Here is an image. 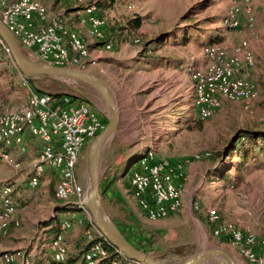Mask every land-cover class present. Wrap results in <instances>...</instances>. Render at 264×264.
Segmentation results:
<instances>
[{
    "label": "rangeland",
    "instance_id": "374dc122",
    "mask_svg": "<svg viewBox=\"0 0 264 264\" xmlns=\"http://www.w3.org/2000/svg\"><path fill=\"white\" fill-rule=\"evenodd\" d=\"M41 1L44 2L45 0ZM81 1L83 3V0ZM87 1L89 2V0H86V2ZM94 1L95 0L92 2ZM56 3H58L59 7L62 9L65 6L67 7L66 2L56 1ZM37 4L43 6L47 13V8L44 4ZM87 5H90L88 8H96L93 3ZM242 10V7L234 4L233 0H121L114 5L111 11H107L103 14L102 17L104 18L105 23L96 10L97 15L100 17L97 18L100 21L102 20L101 23H103L104 27L105 24L107 27H122L125 26L128 20L133 19L134 17H140L143 32H147V34L149 32L152 35V38L164 33L174 32L176 36L175 43L169 39L160 47L161 49L159 51L156 53H148L142 59L143 63H150L152 69L160 67L165 72H167L168 69L171 71L174 70L176 74L175 79L173 80L174 83L178 81L179 78L184 80V83H180L182 84V87H180L179 84H174V87L168 89L164 86L166 85L165 81H168L166 80L168 76L160 74L158 76V80H160L159 83L154 82L148 89H146L147 85L144 87L141 86L143 80H141V78L138 79L134 83L139 87V90L145 89L143 93H141L142 96L155 95V99L149 101L144 110L140 112L126 109V107H133L135 105L134 102H132L133 100L129 102L119 101L117 103L112 90L107 86L117 109H119V123L115 133L103 144V155L106 154L107 146L111 145L112 148H114L112 155H119L123 158L126 157L132 159L142 154L141 157H146L149 154L154 157L155 161L165 160L173 164L183 165L184 162L182 160L185 159L186 156H192L191 159L195 162L200 160H210L219 164L217 169L229 166L232 167L233 170L236 169V167L237 169L242 170L244 168L242 164L249 163L252 158L246 159L242 162L244 159L242 157L243 155L241 156L238 152H232L228 157L222 154L226 149L229 140L238 130L259 129L264 126L262 122L264 120V8L262 4L257 1L252 5L251 16H246ZM230 11H233L234 15V20L232 19L233 24H235L234 27H229V24L224 23L225 20L229 18ZM48 13L50 18L55 19L51 21H57L58 19V22L66 26L61 19V16L53 13V11H49ZM76 15L78 18L81 17V13ZM83 23H85V25L81 24L86 26L87 23L85 19H83ZM88 29L89 25L87 27V32ZM69 32L74 35L73 32ZM210 37L214 40L218 39V41H215V44L219 46L220 53L224 57H229L232 54V50L241 43H247L246 45L248 49L254 56V64L253 67L245 68L241 73V77L256 86L257 95L247 103L223 102V112L210 119H201L193 109V107L195 108L193 90V107H191L192 96L191 92H187V86L189 85L187 81L190 77L192 83L191 86H193V70L202 69L201 67L205 65V61L208 63L209 56L204 53V48L208 47L206 45L211 44L208 42ZM125 39L127 41V46L133 50H138L140 48L141 51L146 38L144 33H139L137 30L128 33L126 32ZM0 43L2 44L1 41ZM98 44H101L103 49L109 51L112 47L110 43H107L108 47H105L104 43ZM19 48L26 59L34 63H40L32 52L21 47ZM113 49H115V47L112 48V50ZM99 51L103 50L99 49ZM138 55H141V53ZM87 59L84 60L85 62L82 63L78 69L100 79L103 75L102 67H100L95 60H91L89 64L86 63ZM31 79L33 80L30 84L28 79L17 69L10 54H5L0 45V114L20 110L25 105H20L23 103V98H26L27 91L25 89L27 86H30L35 91L44 94L59 96L67 95L85 101V103L90 105V107L100 116L104 125L103 130L106 128L110 119V114L103 99L93 88L69 79H59L48 76ZM145 84L146 83L144 82V85ZM179 87L180 89L178 90ZM133 90L130 86H127L126 91L128 93L126 94L128 96L131 95V91ZM139 99L144 102L147 100V97ZM136 105L141 106V103ZM134 118H141L149 124V128L145 129L148 131V134H139V127H135V123H138V121L137 119L135 121ZM25 142L28 147V153H20V158H16V161L21 163L19 169H14L12 166L9 167L10 165L7 166L6 164L0 163V193L3 192L5 186L13 185L11 197L13 195L12 198H17L19 201L27 198L30 202V207L37 209L38 206L39 208L44 206L47 207L46 210H50L54 204H57L58 208L62 207L63 204H70L65 202L62 203L60 201L58 202L54 199L53 192L57 177L53 174V170H45L46 167L42 168L40 174L45 170V172L42 173V176H44L42 182V176L39 177L36 175V177L38 176V182L40 181V186L41 183H43L41 188H39V184V187L37 186L36 188H31L28 185L27 180L31 179L29 176L32 177L35 175L33 172L34 169L32 168V174L29 169L32 166L33 160L36 159L39 154V144L36 145V142L32 143L35 146L31 148L28 144L29 141L26 140V138ZM83 149L76 168L73 201H80V199H82L83 191L87 207V196L91 192L88 145L87 148ZM221 154L222 158H220ZM255 154L256 155L253 156V159H264V156L257 153ZM195 157H199V159H196ZM34 164H36V161ZM136 164L137 163L134 162L129 167L128 171L133 170L132 168H134ZM236 164L238 166H236ZM102 166L103 164L100 163V194L103 190V185H106L104 184L106 182L102 179L104 175ZM179 174L176 183L181 186L183 191V168ZM229 182L225 183L230 184ZM37 189H39L38 192H44L42 195H44L45 198H33ZM130 191L137 204L136 196L131 188ZM126 195H130L129 191H126ZM101 200L106 219L112 222L127 240L130 239V241L136 244V247L139 250L163 264H184L188 257L211 249H223L227 251L238 264H245L238 251L237 253L234 249L231 250L227 246H221L217 241H210V239L216 240V238L211 232V227L209 230L203 227V220L198 212L205 211L208 217V211L211 208L206 209L198 200H191L190 206L191 213L193 214H185L182 219L184 222L176 225H158L157 223L160 221H152L149 219L141 224L140 221L136 220L137 218L135 219V217H131V220L118 218V222H115L114 217H120V210H130L129 208L131 207L127 204V200L123 199L124 202H122V204L118 202L120 204L119 210L108 205L102 196ZM12 201L15 204V200L12 199ZM196 206L197 209L195 208ZM137 207L138 205L134 208L137 209ZM78 210L79 211H76L77 213H83L81 216H83L84 221H90L92 226L97 228L93 223L88 209L87 213L80 209ZM71 212L74 213V211H65L69 216L67 220L62 222L70 221V226L64 230L65 232L71 230L72 226L74 227V221L77 223V226H84V221L81 224L80 220L82 219H77V217ZM76 220L78 222H76ZM18 222L19 226L15 227L11 225L10 227L19 228L20 221L18 220ZM231 224L238 227L234 223ZM10 227L4 235L8 233ZM240 229L244 230L242 228ZM58 233H61L60 230ZM61 237L64 240L63 235H61ZM64 245H66V243ZM65 247H67V245ZM17 251H23L27 256V253L24 250ZM72 254H74V247H72L70 255ZM131 262L136 263L133 261ZM203 264L227 263L221 259H210Z\"/></svg>",
    "mask_w": 264,
    "mask_h": 264
},
{
    "label": "crops",
    "instance_id": "0c3cea01",
    "mask_svg": "<svg viewBox=\"0 0 264 264\" xmlns=\"http://www.w3.org/2000/svg\"><path fill=\"white\" fill-rule=\"evenodd\" d=\"M32 1L36 3H40L42 5L44 4L47 8V13L49 11H53V13L57 14L58 16H61V19L63 20L64 24L67 26L68 30L73 32L74 35L80 37L82 40H84V42H86L90 55L88 56L89 58L87 59L86 63L89 64L91 60H95L97 64L100 67H102L103 75L100 77V79L112 90V93L117 103L119 101L129 102L133 100L132 102H134L135 105L133 107H126L127 110H133L138 112L143 111L147 103L152 99H155V95L142 96L141 93H143L145 89L139 90L138 89L139 87H137L136 83H134L140 78L141 80H143L141 86L144 87L147 85L146 89H148L151 86V84L154 82L159 83L160 80H158V76L160 74H165L166 76H168V78L166 79L168 81H165L166 85H164L168 89L174 87V84L175 85L179 84V86L182 87V84H180L181 82L184 83V80H182V78L181 79L179 78V80L176 81L175 83L173 82L176 75L174 70L171 71L170 69H168L167 72H165L160 67L152 69L150 64L143 63V59L141 55H138L141 52L140 48L138 50H133L132 48L127 46L126 40L120 42L119 45L115 46V49L113 50L112 48H114V46L111 47L110 51L103 49L102 46H100L101 48L99 46L97 47L98 43H96V41L89 38L87 34L88 25L87 24L86 26L82 25V24L85 25V23H83L84 18H82V16L78 18V16L76 15L81 13L82 8H88L90 5H92V4L90 5L87 4H89L93 0H89V2L87 1L88 3L86 2V0H83V3L82 1L78 2L77 0H45L44 2H42L41 0H32ZM56 1L66 2L67 7L65 6L63 9L60 8L59 4L56 3ZM48 20L51 21L55 19L50 18L48 13ZM142 29L143 27H140V29H138V32L144 33L146 38L145 42L151 40L152 35L149 32L148 34L147 32H143ZM123 38H125V36H123ZM99 49L103 51H99ZM206 64L207 63L205 61V65ZM144 82L146 83L145 85ZM187 83L189 84L187 86L188 89L187 92L188 93L191 92V96H192L191 107H193V94H192V86H191L192 83L190 77L188 78ZM127 86L128 87L130 86L132 90L134 88V90L131 91V95L129 96L126 94L128 93L126 91ZM180 87L178 88V90L180 89ZM143 97H147V100H145L144 102L143 100L139 99ZM25 103H26V98L24 97L23 103L20 105H23ZM138 103H141V106H137L136 104ZM222 108L223 106L216 113V115L223 112ZM193 109L194 112H196L194 107ZM134 119L136 121L137 118ZM137 121L138 123L137 122L135 123V127L136 128L139 127V131H138L139 134L142 135L148 134V131H146L145 129L149 128V124L146 123L141 118L137 119ZM26 136H31V135L27 131L22 129V131L19 134V138H20L19 142L14 143L13 146H11L9 149L7 148L3 149L4 152L9 153L12 161L18 162L16 161V158H20L21 154L28 153V147L24 142V138ZM28 144L31 146V148L35 146L30 142ZM38 144H39L38 148L40 153L41 144L37 142L36 145ZM107 147L108 148L106 150L105 155H103L104 148L102 147L101 156H100V163L103 164L102 166L104 170L103 172L107 171L108 169L111 172L117 171L118 177L110 186L105 187V185H103V190H102L103 199L108 205H110L112 208L115 207L117 210H119L120 207L119 203L122 204V202H124L123 199L127 200V204L130 205L131 207L129 208L130 210L126 209L119 211L121 215H119L120 217L118 216L114 217L115 222H118L117 221L118 218L131 220V217H135V219L137 218L136 219L137 221H140V223L143 224L142 222L145 223V221L148 219L143 215V213H141L138 207L137 209L134 208L138 205V202L136 204L135 200L133 199L130 191L131 187H129L130 185L128 184L129 174L131 171L133 172V170L128 171L129 167L134 162L137 163V159L140 158L143 154L132 159L126 157L123 158L119 155L118 156L114 155L115 156L114 157L112 155L114 148H112L111 145ZM157 156L160 157L159 155ZM191 157L192 156H186L185 159L182 160L184 162L183 164L184 180L182 184L183 191L180 194L181 207L179 211H177V213L175 214L170 215V217L169 218L167 217V219L165 218L163 220L162 219L158 220V222L159 221L160 222L157 224L176 225V224H180L181 222H184L182 221V219L184 218L185 214H189V215L193 214L191 213L192 211H191L190 203L191 200L194 199V200H198L201 203V205L206 209L211 208L210 210H212L213 208V210L217 212L219 222L224 221V222L234 223L238 227L244 230H248L253 234H255L257 236L256 238H258L259 240H264V159H251L248 164L247 163L242 164L244 166L242 170L237 169V167L234 170L232 169L231 178L229 182L230 184H226L221 179L213 177L210 174L211 171L217 169L219 165L217 162H212L210 160H200L195 162L193 161V159H191ZM151 160L155 161L153 156ZM35 161L36 159L33 160L32 166L29 169L31 174ZM0 163L9 166L4 161L0 160ZM18 163L20 164L19 166H21V163L20 162ZM45 170H52V169L46 167ZM54 172L56 174L58 181L57 173L56 171ZM42 175L43 174H41L40 176ZM32 177L29 176V178ZM42 179H44V176L41 177V182ZM42 184L43 183H41L40 186V181H39L40 187L39 186L38 187L41 188ZM11 186L13 187V185ZM38 190L39 189H37V191L35 192L33 198L34 199L45 198V196L42 195L44 192H38ZM126 191L127 192L129 191L131 195L129 196L131 199L129 198V196L126 195ZM135 196L137 200V195L135 194ZM128 198L130 199V201ZM12 199L15 200V206H16L15 219L16 220L18 219L20 221V227L19 228L10 227L6 235L0 236V254L4 252L11 253L12 251L17 252V250H24L27 253L28 257L25 255L23 251L21 252H23L29 264H53L52 254H54V248L51 247L52 246L51 241L58 234L63 235L64 238L63 243L65 241L67 245V247H65L66 252H67V248L69 247L68 248L69 256L72 252V247H74V254L77 252L76 247L81 245L80 241L83 237L82 226H77V223H75L74 221L73 224L74 227L72 226L71 230L67 232L62 230L60 228V225L62 221L68 219L69 214L65 212H60L58 210L57 204H54L50 210H46L47 207L44 206H41L42 208H39L38 206V209L30 207L29 205L30 202L27 198H24L21 201H19L17 198H12ZM82 214H83L82 212L80 213L76 212L73 215H75L77 219L81 218L82 220L80 221L82 223V221H84L83 216H81ZM198 214L203 220V225H204L203 227L207 228L208 230L210 229V227L212 229V225L205 211L202 212L200 211L198 212ZM76 222L78 221L76 220ZM59 230L61 233H58ZM215 238L216 240L210 239V241L211 242L217 241V243H220L221 246H227L231 250L234 249L236 250V252L238 251L230 244V242L225 237L221 238L215 236ZM257 252L258 254L264 257V246H258ZM245 264L247 263L245 262Z\"/></svg>",
    "mask_w": 264,
    "mask_h": 264
},
{
    "label": "built area",
    "instance_id": "2783aa9c",
    "mask_svg": "<svg viewBox=\"0 0 264 264\" xmlns=\"http://www.w3.org/2000/svg\"><path fill=\"white\" fill-rule=\"evenodd\" d=\"M27 1L29 0H0V21L11 32L18 46L32 52L40 63L57 68L78 69V63L85 61L77 59L76 51L68 50L63 43L58 19L57 22H46V17H36L32 10L27 9ZM81 16L89 26L95 27V30H102V37L105 39V27L98 25L95 9L82 8ZM77 51H79L78 44ZM35 95L37 96L36 113L30 118V124L38 134L37 142L50 149V156L43 160H51L60 166L63 189L59 192V197L66 199L64 159H73L74 176H76L82 149L103 130L104 125L98 113L90 105L48 103L40 99V94ZM213 98L215 97L210 93L202 94V86H200L199 105L202 110ZM10 138H19L18 121L14 123V136H9L8 142ZM180 168H183L182 164L168 163L165 160L153 161L150 155L142 165L135 166L129 175V182L132 192L137 195V202H140L147 213H176L174 193L179 192L173 188V181L179 178ZM28 184L31 188H36L35 184ZM80 205H86L83 191ZM215 232L221 237L234 239L235 243L244 246L245 252L255 258V264H264V257L257 252L258 246H264V240L248 237L245 230L224 221L215 224ZM86 237L87 240L91 239L88 232ZM95 254L90 253L87 256Z\"/></svg>",
    "mask_w": 264,
    "mask_h": 264
},
{
    "label": "bare ground",
    "instance_id": "6f19581e",
    "mask_svg": "<svg viewBox=\"0 0 264 264\" xmlns=\"http://www.w3.org/2000/svg\"><path fill=\"white\" fill-rule=\"evenodd\" d=\"M13 1H23V0H13ZM77 1H81V0H77ZM257 1H259L264 8V0H233V3L240 5L243 9L242 10L243 13L246 16H251L252 5L254 2ZM27 9L32 10L33 15H36V17H46V22H57V21H49L45 8L33 2L32 0L27 1ZM233 16H234L233 11H230L229 18H227L224 22L226 24H229V27L235 26V24H233L232 26ZM97 21H98V25L102 26V23L98 18ZM58 24H59L60 34L62 35L63 38V43L65 44V46H67V49L70 51H76L77 59H83V60L87 59L89 56V52L86 42H84V40H82L80 37L70 34L66 26H64L60 22H58ZM87 34L89 38H91L92 40L98 43H104L105 41V39H103L102 37V30H95V27L89 26ZM77 44L79 51H77ZM246 44L247 43L244 42L238 45L237 47H235L232 50V54L229 57H224L221 55L218 45H211L204 48V53L207 56H209V61L202 69L193 70L194 83L192 86V90L195 98V109L198 116L201 119H210L213 116H215L216 113L221 109L223 102L247 103L248 101L256 97L257 95L256 86L253 83H250L241 77L242 71L245 68L253 67L254 64V56L252 52L248 49ZM104 46L108 47V45H105V43ZM6 51L9 53L8 48ZM80 65L81 63H78V66ZM227 81H232V83H227ZM200 86H202V94L210 93L211 96L215 97L212 100H209L204 110H202L201 105H199ZM25 90L27 91L26 103L20 110L15 112H5L3 114H0V160L12 166L14 169H18L20 167L19 164L12 161L9 153L4 152L3 149L4 148L9 149L11 146H13L14 143H17L20 140V138H10L8 142V137L14 136V123L16 121L19 122V134L21 130L24 129L38 141V134L34 132L33 126L30 124V118L34 116L36 113L37 96L35 94H40V99L48 103L67 102L71 104H78L79 106H89L87 103H85V101L67 95L59 96V95L44 94L35 91L30 86H27ZM39 143L41 144V142ZM47 156H50V149H47V147L41 145V151L39 153V156L36 158V164H34L33 166L34 169L33 172L35 175H33V177L28 180V183H33L37 187L39 184L37 177L44 172L43 171L40 174L42 168L44 167H48L56 171L58 176V181L55 185V190H54L55 199L60 202L74 204L76 205V207H78V209L87 213L86 205H80V201L78 202L73 201L74 179H75L73 159H64V166L66 171L65 184L67 187V197L65 199V197H59V192H62L63 189V178H61L60 166L54 164L51 160H43V159H47ZM147 157H149V154L146 157L144 156L141 157V159L137 162L136 166L142 165V163L146 161ZM151 158L152 155H150V159ZM195 158L199 159V157H195ZM181 169L182 168H180L179 173ZM36 175L38 176L36 177ZM128 184L131 187V183L129 182V177H128ZM28 185L30 186V184ZM173 188L175 189V191L179 192V193H174L175 211L177 213V211H179L181 207L180 194L182 192V188L180 185L176 183L175 180L173 181ZM11 192H12V186H5L3 192L0 193V235H4L11 225L15 227L19 226V222L15 219L16 207L14 202L12 201ZM138 207L140 211L143 213V215L149 220H160L167 218L173 214L172 212L147 213V211H145L144 207L140 204V202H138ZM195 208L197 209V206ZM71 213L74 214L76 212L74 213L71 212ZM208 217L212 225V229H211L212 234L216 237H221L219 234H217V232H215V224L219 223L217 212L213 209L209 210ZM69 226H70V221L69 222L66 221L61 223L60 228L62 230H66V228H68ZM93 229L95 230L94 226ZM245 234H248V237L256 238V236L249 231H245ZM226 239L230 242V244L234 248L238 250L239 255L247 264H255V258H252L251 255L245 252L244 246L235 243L234 239H229V238ZM52 247L54 248L53 264H66L67 252L61 234H58L52 240ZM116 251L119 252V254H121L124 257V255L119 250L116 249ZM90 253H96V254L93 256H87ZM97 256L101 258H105L107 256L106 252H104L98 245L93 246L91 251L85 255L84 258L86 264H98V260L95 259ZM0 264H29V263L27 258H25L23 252L17 251V252L6 253L0 256ZM111 264H119V263L112 262Z\"/></svg>",
    "mask_w": 264,
    "mask_h": 264
},
{
    "label": "water",
    "instance_id": "95a60500",
    "mask_svg": "<svg viewBox=\"0 0 264 264\" xmlns=\"http://www.w3.org/2000/svg\"><path fill=\"white\" fill-rule=\"evenodd\" d=\"M0 38L8 48L15 66L25 78L31 79L48 76L59 79H69L88 85L101 96L110 114V119L106 128L88 145L91 192L87 196V209L90 212L94 225L102 233L104 239L109 245L128 257L129 260L139 264H163L150 255L135 248L119 232L115 225L106 219L100 194V154L103 144L115 133L119 123V112L107 85L99 78L79 69L57 68L46 63H34L29 61L21 52L11 32L1 21ZM210 259H221L227 264H238L236 260L223 249H211L196 253L188 257L184 264H203Z\"/></svg>",
    "mask_w": 264,
    "mask_h": 264
},
{
    "label": "trees",
    "instance_id": "16d2710c",
    "mask_svg": "<svg viewBox=\"0 0 264 264\" xmlns=\"http://www.w3.org/2000/svg\"><path fill=\"white\" fill-rule=\"evenodd\" d=\"M121 0H95L93 3L95 5V9L97 10L99 16L102 18L104 21V18L102 17L103 14H105L107 11H111L114 7V5ZM98 17V16H97ZM99 17V18H100ZM101 20V21H102ZM105 23V21H104ZM103 26V23H102ZM141 27V18L140 17H134L133 19H130L126 22L125 26L122 27H107L105 24L104 28V34H105V41L104 43H110L111 46L115 47L118 46L120 42H123L126 40L123 38V36L126 37V32H133L137 31ZM171 39L172 41H176V36L174 32H169V33H164L161 34L157 37L152 38L149 41H146L142 47L141 50V57H145L148 53H156L159 51L161 46L166 43L167 40ZM0 45L2 46V50L5 54H8L6 52L7 47L0 38ZM215 41H218V39L214 40L212 37L208 40L209 43L206 46H211V45H216ZM101 46V44H97V47ZM6 50H5V49ZM139 53V54H140ZM150 64V63H149ZM33 79H28L30 84L32 83ZM264 124V120L262 121ZM22 131V130H21ZM26 140H28L30 143H37L35 138L31 136H26ZM24 138V142H25ZM26 143V142H25ZM87 148V146L84 147V149ZM83 149V150H84ZM238 152V154H241V156L244 158L242 162L246 159L249 158H254L257 154L264 156V126L262 128H257V129H241L238 130L235 135L229 140L226 149L223 151V155H226V157L230 156L231 153ZM222 154L220 158H222ZM212 157V156H211ZM139 160V158H138ZM137 160V161H138ZM237 165V164H236ZM52 171V170H51ZM231 171L232 167L226 166L222 169H215L211 175L213 177L219 178L224 182H229L231 178ZM53 174L56 177V174L54 171H52ZM117 171L112 172L108 169L107 171L104 172L103 181L106 182L104 184L105 187L110 186L116 179H117ZM102 184V183H101ZM101 196L103 197V192H101ZM53 197H54V192H53ZM55 199V197H54ZM56 200V199H55ZM59 202V201H58ZM64 203V202H62ZM62 205V204H61ZM58 210L60 212H65V211H79L76 205H62V207H59ZM83 223V221H82ZM81 223V224H82ZM86 232L89 233L91 239L87 240L86 237ZM82 239L80 241L81 245L76 247V253L72 255H68L67 257V262L66 264H86L85 262V255L88 254L93 246L98 245L104 252H106L107 256L105 258H101L97 256L95 259L98 260V264H111L112 262H118L119 264H137V263H132L127 259V257H123L119 252L116 251V248L112 247L109 245V243L104 239L103 235L98 231L97 228L95 230L93 229L92 223L88 220L84 221V226L82 227ZM128 241L135 247L136 244H134L130 239ZM138 249V248H137Z\"/></svg>",
    "mask_w": 264,
    "mask_h": 264
}]
</instances>
